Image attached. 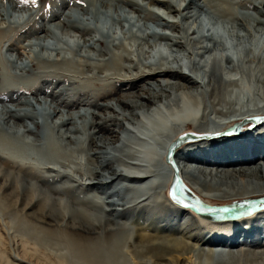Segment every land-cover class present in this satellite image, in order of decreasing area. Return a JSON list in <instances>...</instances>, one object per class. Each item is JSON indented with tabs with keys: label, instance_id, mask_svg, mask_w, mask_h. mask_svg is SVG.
<instances>
[{
	"label": "bare ground",
	"instance_id": "1",
	"mask_svg": "<svg viewBox=\"0 0 264 264\" xmlns=\"http://www.w3.org/2000/svg\"><path fill=\"white\" fill-rule=\"evenodd\" d=\"M57 1L56 12L71 1L79 9L63 14L83 36L71 56L38 42L51 53L13 60L2 51L12 24L0 28L4 224L66 264H264V51L253 43L264 30V0H147L166 14L138 0ZM202 12L245 31L234 34L236 60L198 59L229 50L213 35L212 47L202 44ZM160 41L171 59L153 58ZM250 118L259 120L243 133H223ZM181 139L173 157L190 197L255 212L223 218L173 202L166 154Z\"/></svg>",
	"mask_w": 264,
	"mask_h": 264
},
{
	"label": "rangeland",
	"instance_id": "2",
	"mask_svg": "<svg viewBox=\"0 0 264 264\" xmlns=\"http://www.w3.org/2000/svg\"><path fill=\"white\" fill-rule=\"evenodd\" d=\"M138 1L139 2L142 1V3L145 4L147 7L159 11L161 14H163V13L166 14L168 12L165 7L158 6L156 4H153L152 2L148 3L149 1H147V0L146 1L145 0H138ZM71 2H73V1H71ZM71 2L69 4V6H67L68 9L62 8L63 10L61 9L60 10L61 12L59 11L60 14H57L59 12H56V9L53 8L54 0H36L35 4H33L31 2V0H28L27 3L22 2V0H0V26H1L0 28L4 29L8 26V24L9 25L12 24V28L10 29V30H12V35H11L12 37L9 38L10 41H8V40L4 41V43L2 45V46H4L2 51L7 56H10L13 60H17L16 56H18L19 54H22V58H23L24 56L27 57L28 55H33L35 53L41 54V53H43V51H44V53L45 52H47L48 54L51 53V50L45 51L43 46L39 45V43L40 44L50 43L53 48H56V46H57L58 50L62 49V48L65 49L66 51L63 50V52H65L66 55L71 56L72 52H76V50L80 48V45L82 44L81 41L83 40V36L81 34L75 32V31H72V30H68V26L66 24L64 25V23H63V19L65 20L64 12L66 13V11H68L70 9V7H72V9H71L72 11H74L76 9H77L76 10L77 12L79 11V9L77 7L71 6L72 5ZM79 2L80 1L77 0L78 4H79ZM82 3H85V2H82ZM57 4L61 5L62 1L58 0ZM124 8L126 9L127 13H129L131 16L134 15V12H131L130 6H126ZM76 11H74V13ZM245 11L246 12L249 11L248 13L251 15L254 13L252 16H255V15L257 16L259 14L253 8L245 9ZM53 13H54V15H53ZM78 14H80V13H78ZM207 14L208 13H206V12H202L200 19L198 20L202 24L201 25L202 30L200 31V35L206 36V38L201 39L202 44L212 47L213 40H211L210 38H212L211 35H213V37L223 40L226 47H228L229 50L228 51L227 50H222V51L214 50L211 54L207 53L204 55V57H202V58L199 57L198 59H201L202 62L205 61L206 64H208L210 62L211 58L213 56L217 55L218 57L222 58L221 61L225 65L224 56H225V54H227V55H230L234 60H236L239 57V54H242V52L240 51V49L235 47V45H238V44H236L238 41L236 40L237 38L234 36V34H235V32H238V33L240 32V34H244L245 31H243V29L236 24H234L235 25V28H234V25H230L231 23L230 24L224 23L221 19L214 18V17L210 16L209 14L208 15ZM57 15H58V18H57ZM170 15H172V14H170ZM53 16L56 19H53ZM259 16H260V14L258 15V17ZM1 17L3 20L1 19ZM61 18H62V20H60ZM2 21H4V22H2ZM250 21H251V19H250ZM251 22H250V25L252 28H257V29L262 28V26L260 24L258 25L254 21H251ZM41 24H42V26H44L45 29L48 28L50 33H46L45 31H43L40 28ZM151 25H153V24H151ZM195 25L196 24L194 23L193 26H195ZM256 25H257V27H256ZM14 26L15 27L18 26L17 29H15ZM115 30L118 32V34H116V35H119V36L122 35L119 27H116ZM164 31L169 32V30H164ZM1 33H2V31L0 29V34ZM42 34H44L45 36L44 35L42 36ZM48 34H50V35L48 36ZM13 35H15V36L13 37ZM38 36L42 37L40 39L42 41V43L39 40ZM87 36L89 37V35H86V37ZM90 36H93V35L90 34ZM45 37H48V38H45ZM44 39H47V40H44ZM11 41H12V43H14V45L11 46L12 49L11 48L8 49L6 44H8ZM34 42H36V43H34ZM253 43L256 44L257 48H259V49L263 48V51H264V30H263L262 34L257 35V37ZM35 44H36V46H35ZM246 44L249 45V43H246ZM27 45H30L31 47L27 46ZM32 46H34L35 49ZM84 48L85 49L83 50V47L81 46L82 51L88 50L86 47H84ZM15 50L18 53H16ZM32 50H35L36 52L32 51ZM171 50H172L171 47L168 46L167 44H165L164 41H160L157 44V46L154 48V50L152 52V56L155 60H157L158 54L163 53L166 57H169V58H167V60H168V59H171L170 58ZM28 51H29V53H28ZM263 57H264V53H263ZM181 60H182L181 61L182 70L184 71V68H183L184 62L187 63V66H188L189 62H188L187 58L185 56H183V54L181 55ZM18 61H16V62L14 61V62L17 64ZM22 73L26 78H31L34 75V74H32V73H34L32 70L23 71ZM237 78H240V76L237 75ZM59 86H61V85H59ZM59 86H56L55 90H57V89L59 90V88H60ZM48 90H50V89H48ZM38 97L43 98L45 96H44V94H39ZM28 98H32V96H30ZM4 103L11 105V103L9 101H4ZM1 106H2V102L0 101V108H1ZM105 191H108V189H106ZM6 219L7 218L0 216V264H66V263H64V261L61 258L59 259V257L57 256L58 252L56 250H53V249L50 251L48 249L45 250V247L39 246L38 242H36L35 240H32V238L27 239L24 235H22V234L19 235L18 233L16 234V232L14 234V231L12 229H10L9 226L7 227V225H5L8 222V219H7V221H6ZM4 222H5V224H4ZM11 232H13V233H11ZM8 233H11V235H9ZM22 239H26V240H22ZM33 241L36 243H34ZM40 249H42V250H40ZM24 254L25 255L27 254L26 258H25Z\"/></svg>",
	"mask_w": 264,
	"mask_h": 264
},
{
	"label": "water",
	"instance_id": "3",
	"mask_svg": "<svg viewBox=\"0 0 264 264\" xmlns=\"http://www.w3.org/2000/svg\"><path fill=\"white\" fill-rule=\"evenodd\" d=\"M192 134H187L185 137L189 138ZM184 137V138H185ZM183 138V139H184ZM183 139L179 140L180 143H177L178 140L173 143L169 148L168 152L166 154V161L170 163L174 168L175 172L169 187V197L170 199L175 202L176 204L182 206V207H190L194 211H196L199 214L206 215V214H212L213 216H221L223 218H241L244 216H248L255 212L254 207H250L247 204L244 203H235L232 205H226V206H212L205 203H202L201 201L196 200L195 198L190 197L184 190H183V182L179 177L177 166L174 161V150L177 146H179ZM259 209L264 208V205L261 207H257Z\"/></svg>",
	"mask_w": 264,
	"mask_h": 264
},
{
	"label": "snow or ice",
	"instance_id": "4",
	"mask_svg": "<svg viewBox=\"0 0 264 264\" xmlns=\"http://www.w3.org/2000/svg\"><path fill=\"white\" fill-rule=\"evenodd\" d=\"M22 2H25V3H27V2H28V0H22ZM31 2H32L33 4H35L36 0H31Z\"/></svg>",
	"mask_w": 264,
	"mask_h": 264
}]
</instances>
